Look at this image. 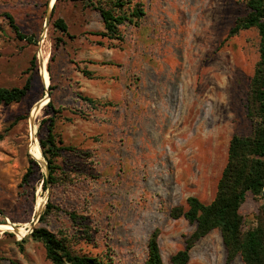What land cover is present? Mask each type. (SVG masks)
I'll list each match as a JSON object with an SVG mask.
<instances>
[{"label":"rangeland","instance_id":"374dc122","mask_svg":"<svg viewBox=\"0 0 264 264\" xmlns=\"http://www.w3.org/2000/svg\"><path fill=\"white\" fill-rule=\"evenodd\" d=\"M128 1L145 15L138 25H120V40L99 34L100 13L82 1H58L52 17L50 0H0V86L32 78L25 98L0 103V264H52L44 245L29 237L39 226L108 264H146L158 228L164 262L172 264L195 224L173 218L171 208L186 207L189 196L211 202L231 137L254 128L246 106L259 35L250 28L229 36L248 12L246 0ZM6 13L31 40L16 36ZM58 17L68 23V35L54 28ZM42 47L52 72L50 98L62 108L55 114L61 169L47 189L45 158L39 163L31 152L46 133L43 120L53 115L42 103ZM39 104L42 111L33 116ZM30 157L37 164L26 181ZM49 199L58 209L42 222ZM261 202L249 195L242 204L246 227ZM188 264L244 263L240 256L227 262L216 228L196 242Z\"/></svg>","mask_w":264,"mask_h":264},{"label":"trees","instance_id":"16d2710c","mask_svg":"<svg viewBox=\"0 0 264 264\" xmlns=\"http://www.w3.org/2000/svg\"><path fill=\"white\" fill-rule=\"evenodd\" d=\"M56 0L52 9V17L56 10ZM82 1L85 7L97 10L104 26V31L99 33L109 39H122L120 25L129 22L138 25V21L145 15L140 4H131L128 0H71ZM248 12L239 16L230 30L229 36L242 30L254 28L259 35V58L254 73L249 82L247 99V116L254 122V128L249 135L234 134L229 142L228 159L217 184L215 197L209 203H205L196 196H189L186 207L177 205L171 208L170 215L173 218L184 216L190 223L195 224V230L186 238L183 248L177 250L170 257L172 264H188L190 252L196 242L207 235L213 229L221 231L223 243L227 251V262L240 256L244 264H264V0H246ZM5 16L18 38H31L20 30L10 13ZM55 29L64 34H69V25L61 17L52 21ZM59 42L62 37L56 38ZM58 45V42H56ZM35 57L31 61L36 67ZM52 60V57L50 58ZM48 71L52 79L51 67ZM85 74L89 71L83 70ZM32 87V78L28 77L22 86H0V103L10 104L19 102L26 97ZM50 93L54 89L53 83L49 85ZM90 105L98 104V101L79 95ZM53 99L47 103L53 115L44 119L46 133L39 137V145L49 167V178L43 177V188H49L58 183L57 170L61 169L57 158L61 154L62 142L55 131L56 115L62 108L57 109L53 105ZM4 134L0 132V140ZM35 159V158H34ZM30 157V166L23 179L28 180L33 172V164H37ZM252 195L260 199L261 205L254 214L252 223L246 227L243 214L240 212L242 204L247 197ZM58 207L51 199L46 204L40 221H47V217ZM74 218L72 212H69ZM160 230L156 228L148 241V255L146 264H165L160 244ZM29 237L40 241L46 250V256L52 264H108L98 256L75 252L68 243V237L57 234L46 227H34ZM23 238L18 242L22 246ZM1 259V258H0ZM12 264H22L18 260L10 259Z\"/></svg>","mask_w":264,"mask_h":264},{"label":"bare ground","instance_id":"6f19581e","mask_svg":"<svg viewBox=\"0 0 264 264\" xmlns=\"http://www.w3.org/2000/svg\"><path fill=\"white\" fill-rule=\"evenodd\" d=\"M55 3V0H50L49 3V8ZM39 62H40V74H41V78L45 84V86L49 85V74H48V70H47V63H48V54L45 50L44 47H42V49L39 52ZM44 95V98L46 99L45 102H42L43 104H46V102L48 101V97ZM43 104H39L38 106L35 107V109L33 110V116H37L38 114L41 113L42 111V107ZM33 118V117H32ZM31 152L33 153V157L39 162L41 160L42 157V152H41V148L40 145L37 141L33 142V144L31 145ZM44 164V163H43ZM17 229V228H16ZM18 230V229H17ZM24 236V235H23Z\"/></svg>","mask_w":264,"mask_h":264},{"label":"water","instance_id":"95a60500","mask_svg":"<svg viewBox=\"0 0 264 264\" xmlns=\"http://www.w3.org/2000/svg\"><path fill=\"white\" fill-rule=\"evenodd\" d=\"M55 2H56V0H55ZM55 4V3H54ZM54 4L49 8L50 9V12H52V9H53V7H54ZM49 85H50V83H49ZM49 85H47L46 86V93H45V95L48 97V101L46 102V104L50 101V89H49ZM33 122V121H32ZM33 157V156H32ZM34 158V157H33ZM44 166H45V169H46V178L48 179L49 178V167H48V163H47V161L46 160H44ZM40 216V214L38 215V217ZM32 230L33 229H30V232H32Z\"/></svg>","mask_w":264,"mask_h":264}]
</instances>
